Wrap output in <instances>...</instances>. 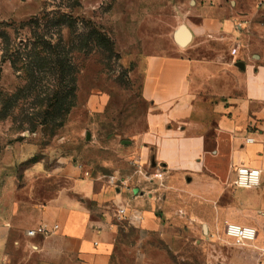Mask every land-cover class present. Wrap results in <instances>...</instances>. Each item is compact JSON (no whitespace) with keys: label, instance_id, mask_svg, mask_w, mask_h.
Here are the masks:
<instances>
[{"label":"crops","instance_id":"1","mask_svg":"<svg viewBox=\"0 0 264 264\" xmlns=\"http://www.w3.org/2000/svg\"><path fill=\"white\" fill-rule=\"evenodd\" d=\"M181 25L192 35L185 47L174 40ZM181 25L173 48L142 67L150 108L137 142L143 160L155 158L149 181L128 196L62 169L60 188L24 200L30 216L18 205L0 215V264H146L145 246L173 243L184 224L211 234L227 224L255 228L257 239L242 247L264 264V0L196 2ZM242 167L260 170L261 185L237 186ZM125 206L131 217L121 219ZM44 225L58 230L28 236Z\"/></svg>","mask_w":264,"mask_h":264},{"label":"rangeland","instance_id":"2","mask_svg":"<svg viewBox=\"0 0 264 264\" xmlns=\"http://www.w3.org/2000/svg\"><path fill=\"white\" fill-rule=\"evenodd\" d=\"M207 1L0 0V215L18 205L30 216L24 200L60 188L67 168L97 190L133 196L154 172L137 142L150 108L143 64L169 52L175 30ZM195 225L173 229L170 244L153 238L146 264L259 262L225 232ZM124 231L138 243L136 228Z\"/></svg>","mask_w":264,"mask_h":264},{"label":"built area","instance_id":"3","mask_svg":"<svg viewBox=\"0 0 264 264\" xmlns=\"http://www.w3.org/2000/svg\"><path fill=\"white\" fill-rule=\"evenodd\" d=\"M248 141H252L248 139ZM236 185L241 187H258L261 185V171L242 167L237 170ZM126 187L125 185H123ZM127 189V188H123ZM118 214L121 219L130 218L129 209L127 206L119 207ZM141 220V218H138ZM58 230V226L49 228L46 225L37 229L28 231V236L36 237L38 235L51 236ZM225 233L234 242L236 246H244L254 242L257 239L258 232L255 228L245 227L236 224H227Z\"/></svg>","mask_w":264,"mask_h":264},{"label":"water","instance_id":"4","mask_svg":"<svg viewBox=\"0 0 264 264\" xmlns=\"http://www.w3.org/2000/svg\"><path fill=\"white\" fill-rule=\"evenodd\" d=\"M191 39V32L185 25H181L174 34V40L180 47L187 46L190 43ZM151 166L153 168H156L157 166L154 157L151 159Z\"/></svg>","mask_w":264,"mask_h":264}]
</instances>
